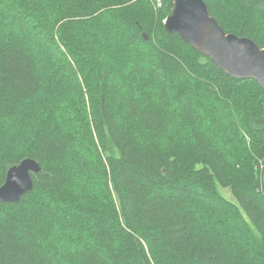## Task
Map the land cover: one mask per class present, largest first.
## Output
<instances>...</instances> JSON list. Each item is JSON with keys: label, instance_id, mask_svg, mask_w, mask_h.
<instances>
[{"label": "trees", "instance_id": "trees-1", "mask_svg": "<svg viewBox=\"0 0 264 264\" xmlns=\"http://www.w3.org/2000/svg\"><path fill=\"white\" fill-rule=\"evenodd\" d=\"M204 1L264 48V0ZM172 10L0 0V187L42 170L0 201V264H264V89L168 34Z\"/></svg>", "mask_w": 264, "mask_h": 264}, {"label": "water", "instance_id": "water-1", "mask_svg": "<svg viewBox=\"0 0 264 264\" xmlns=\"http://www.w3.org/2000/svg\"><path fill=\"white\" fill-rule=\"evenodd\" d=\"M173 12L165 20V31L178 34L199 54L211 59L228 76L253 79L264 89V49L253 40L227 34L210 15L204 0H172ZM40 165L26 159L9 169L0 187V201L17 203L34 186Z\"/></svg>", "mask_w": 264, "mask_h": 264}, {"label": "rangeland", "instance_id": "rangeland-1", "mask_svg": "<svg viewBox=\"0 0 264 264\" xmlns=\"http://www.w3.org/2000/svg\"><path fill=\"white\" fill-rule=\"evenodd\" d=\"M171 13H172V12H171ZM170 15H171V14H170ZM7 139H8V138H7ZM10 139L13 140V137L11 136ZM8 141H9V140H8ZM222 191H223V190H222ZM223 193H224L225 195H227V196H230L228 190H224Z\"/></svg>", "mask_w": 264, "mask_h": 264}, {"label": "bare ground", "instance_id": "bare-ground-1", "mask_svg": "<svg viewBox=\"0 0 264 264\" xmlns=\"http://www.w3.org/2000/svg\"><path fill=\"white\" fill-rule=\"evenodd\" d=\"M173 8H174V6H173ZM172 12H173V10H172ZM165 23V22H164ZM240 38H242V37H240ZM260 47V46H259ZM261 48V47H260ZM261 49H264V48H261Z\"/></svg>", "mask_w": 264, "mask_h": 264}]
</instances>
